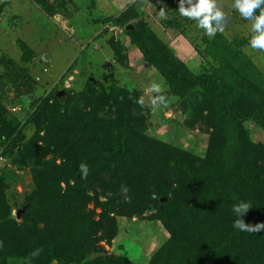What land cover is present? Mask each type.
I'll return each instance as SVG.
<instances>
[{
  "label": "rangeland",
  "instance_id": "1",
  "mask_svg": "<svg viewBox=\"0 0 264 264\" xmlns=\"http://www.w3.org/2000/svg\"><path fill=\"white\" fill-rule=\"evenodd\" d=\"M216 3L225 13L224 31L209 37L196 21L180 15V0H0V228L13 221L44 250L71 243L67 255L51 256L44 264H180L186 257L178 247L168 257L175 246L173 231L182 230L176 238L183 251H196L187 241L193 216L188 208L218 199L237 204L255 197L263 215L242 218L250 225L264 223V186L248 192L251 180L259 178L249 179L250 173L264 180V121L249 118V111L236 119L231 107L237 88L242 89L237 97L244 99L250 89L258 100L264 98V50L251 47L253 21L239 13L234 0ZM137 34L153 51L185 65L192 80H170L163 65L145 54ZM218 78L228 88L222 100L211 86ZM154 83L161 85L165 102L153 106L151 99L159 94L147 89ZM111 89L128 95L127 112L121 115L132 113L116 127L117 107L109 110L110 103L104 105L100 96ZM49 106L58 108L59 120L39 126ZM67 115L74 118L71 123L89 124L93 115L101 120L96 143L101 161L110 154H129L126 138L131 153L138 149L153 156L132 195L129 187L111 191L108 181L118 175L100 173V160L93 169L95 150L89 159L71 154L67 159L49 143L48 131L67 121ZM77 124L76 135L89 131V125ZM146 141L154 143L156 152L148 144L142 147ZM25 144L38 153L27 152ZM82 164L98 177L78 189L85 192L81 201L74 196L78 190L68 191L58 167L76 179L83 176L77 171ZM174 191L182 194L179 208L158 203L157 193ZM138 195L142 201L135 200ZM120 201L126 207L110 208ZM224 215L233 225L241 218L235 212ZM222 218L211 222L220 224ZM87 220L101 227L92 237ZM59 229L65 233L56 237ZM250 233H258L260 243L249 262L259 256L264 262V229ZM213 240L204 236L202 241L214 254ZM7 258V264L24 261Z\"/></svg>",
  "mask_w": 264,
  "mask_h": 264
},
{
  "label": "trees",
  "instance_id": "2",
  "mask_svg": "<svg viewBox=\"0 0 264 264\" xmlns=\"http://www.w3.org/2000/svg\"><path fill=\"white\" fill-rule=\"evenodd\" d=\"M235 2V0H234ZM256 14H260V9H257ZM120 23V22H119ZM137 41L144 46L145 54L148 56L149 59L155 60L163 65V69H165L166 76L172 80V81H178L181 79H188V81H191L194 77L192 73L188 71V68L183 65L180 62L175 61L173 58H169L168 55L161 54L158 52L153 51L149 48V45L146 44L143 40H141L140 35L137 34ZM213 84V85H212ZM211 86L215 89V91H219V97L220 100L224 97V91L227 88V85L225 84L224 80L222 78H218L216 81H213L211 83ZM242 91L241 88H237V90H233V96H235V100L238 102L232 103V112L236 115V119H238L240 116H242L244 113L249 111V118L257 119L258 121H264V98H261L258 100V97L253 95V91L249 89V92L246 94V97L243 99L241 97H237L238 93ZM103 96V99L105 100L104 105L108 106L107 104L110 103L108 106L109 110L112 111L113 108H116V112L118 114L116 119L112 120V126H115L117 123H127L128 118L131 116L132 113H128L127 115H121V113H126L125 106L128 101V95L127 93H120V90H114L111 89L108 92L103 91V93L100 95ZM247 98V100H245ZM73 99V98H72ZM71 99V100H72ZM78 101V100H75ZM73 112L76 114V110H73ZM123 113V114H124ZM77 115V114H76ZM51 119V120H50ZM67 121L62 122L61 125H59L56 128L50 129L48 131L49 137L52 139V142H49L50 144L54 143L53 145H58L59 148L56 150L57 152H61L63 155V158L69 157V154L75 155L76 157H79L80 160L89 159V155L92 151L95 150L97 152L95 154V159L92 162L93 169L95 168L96 164L101 158V155L98 154L96 143L100 139L101 132L99 131V128L102 127V122L99 118L96 116H91L88 118V121H91V123L87 122H73L71 121L74 118H71L70 116H66ZM59 120V110L57 107L49 106L46 107L40 115L39 121L37 122L40 125L52 122V124L57 123ZM78 123V124H77ZM76 128L86 127L89 125V131L82 132L80 134L77 132V135L75 134V128L73 125H76ZM81 124V125H80ZM71 127V128H70ZM47 128V126H46ZM48 129V128H47ZM76 137V139H75ZM55 140V141H54ZM54 141V142H53ZM125 147L127 150H129V154L127 155H121V153L116 154H110L108 158H104V160H100L98 165H100L102 168L100 170V173H103L104 175H111L112 178L118 175L116 178V181H108L110 189L112 192H118L120 187L122 186V190L125 187H129L130 194L134 192L135 189L140 187L142 185V182L138 181V178L140 177L139 173H143L146 169H149L153 165V156L151 154H146L143 151V154H139L138 149L135 150V147L133 149L134 152L131 153L129 148H132V142L130 139L126 138L123 140ZM149 141V140H148ZM153 142V141H151ZM212 145V148L215 146L216 142L213 138V141L210 142ZM112 144V142H111ZM149 145L151 149H153L156 152V146L154 143H148L147 141L143 144L142 147H146V145ZM25 150L27 152H32L33 154L38 153L36 149L28 146L27 144L23 145ZM49 150V149H48ZM46 153V150H44ZM45 153L43 155H45ZM123 154V153H122ZM157 156V155H156ZM92 157V156H91ZM90 157V158H91ZM166 161V160H165ZM143 162V164L141 163ZM158 163V161H157ZM257 164V163H256ZM130 165V166H129ZM136 167H138L136 169ZM142 168H145L143 171L139 172ZM60 169V175L62 176V180L67 183L70 192L75 193L79 188L83 187L84 184L88 181H95V179L98 177V173H94L91 169L88 170V174L85 177L84 175H79L76 179L73 178H67L68 175L66 172H64V166L58 167ZM136 169V170H135ZM81 170V167L79 166L77 168V171ZM138 177V178H137ZM257 180H251L254 183L250 182L248 185V192L251 194V192H257L258 189H260L261 186H264V180H261V177L258 176V173L254 175V173L249 174V179H256ZM75 178V176H74ZM70 179H73L75 182V185L72 186L70 184ZM257 188V190H256ZM84 191H77L74 196L76 199L81 200V198L85 197ZM151 193V192H150ZM154 194V192H152ZM243 194L247 195L246 192H243ZM82 195V196H81ZM149 196V195H148ZM157 196L159 197L158 203L162 201V199H166L162 205L167 206L169 205L171 208H179V202L178 198L182 197L181 193H175V191L170 195L168 192L163 193H157ZM258 196V194L256 195ZM142 195H138L135 197V200H141L142 201ZM253 198V199H252ZM245 197L242 198V200L238 201L240 202H246L251 205V208L244 214V217L247 215L249 218H256L261 217L262 210L260 211L257 206V201L255 197ZM120 200V199H119ZM161 200V201H160ZM82 201V200H81ZM155 201V200H154ZM118 202V201H117ZM124 202L120 201V205H116L115 203L110 204V208L113 209V207H118V210H120V207H126L122 206ZM232 205H236L233 203V201H228L227 203H223L222 200H215L213 204L204 205L196 204L194 207L188 208V211L192 213V217H190V221L188 223L189 226H187V229L190 230L192 238L187 239V241L190 243L192 241L194 245L196 246V251H183L185 248L181 244V240L179 238H176V234H179L180 228L176 232L173 231L174 234V240H175V246H172L169 249V258L172 255V250L178 247V251L185 254L186 260H182L180 264H264L262 262L260 256L257 257L252 262H249V259L252 258V254L257 251V247L260 243V240L258 239V233H250L249 231H242L237 230L233 226V220H225V213L231 214L234 212L231 209ZM174 211V210H173ZM260 211V212H259ZM223 217L221 219L220 224H212V219ZM233 217V215H232ZM246 217V218H247ZM11 221V220H10ZM203 222V223H201ZM16 223L11 221L9 224L2 225L3 227L0 228V264H7L6 262H9L8 256H11L12 259L14 258H22L24 261L22 264H44V262L51 259V256H64L65 254V248H68L71 246V243H68L67 245H47L45 250L42 248L43 244H36L34 240H30L29 238H25V233L19 232V228L17 229L15 227ZM86 225L88 226L87 229L88 235L92 237L96 234V231L101 229L99 225L95 226L94 222H91L89 220L86 221ZM56 229V228H55ZM54 229V230H55ZM107 230V229H106ZM65 233L64 229H59V231H55V236L60 237ZM87 235V234H86ZM3 236H8L11 240L8 244V241H3ZM206 236L208 239H214L213 242H215V250L214 254L212 251H209L208 248H206L207 244L204 243L203 237ZM85 237V235L82 237V239ZM29 241V243H28ZM26 244L33 245V249H28L26 251ZM206 248V249H205ZM205 249V250H204ZM254 250V251H253ZM199 252H203V254H199ZM40 253V255H39ZM51 253V255H49ZM166 256V249L161 252V258H165ZM44 257H47V260L42 261ZM161 259V260H162Z\"/></svg>",
  "mask_w": 264,
  "mask_h": 264
},
{
  "label": "clouds",
  "instance_id": "3",
  "mask_svg": "<svg viewBox=\"0 0 264 264\" xmlns=\"http://www.w3.org/2000/svg\"><path fill=\"white\" fill-rule=\"evenodd\" d=\"M235 8L245 19L253 21L252 31L255 35L250 40L251 47L256 50H264V0H235ZM257 9H260L259 15L256 14ZM179 13L182 17L196 21L197 27L204 29L209 37L224 31L222 21L225 13L217 6L216 0H180ZM160 15L166 18L164 10H161ZM147 91L159 94L152 97L151 104L153 106L165 102V96L162 94L163 90L159 83L152 84ZM140 103H144L143 99L140 100ZM81 171L86 177L88 174L86 164L81 165ZM250 208L251 205L246 202H240L233 206V211L238 217H241L234 221L233 226L242 231L258 232L264 229V223L250 225L245 223L242 218Z\"/></svg>",
  "mask_w": 264,
  "mask_h": 264
},
{
  "label": "water",
  "instance_id": "4",
  "mask_svg": "<svg viewBox=\"0 0 264 264\" xmlns=\"http://www.w3.org/2000/svg\"><path fill=\"white\" fill-rule=\"evenodd\" d=\"M166 199L164 198V199H162V202H164Z\"/></svg>",
  "mask_w": 264,
  "mask_h": 264
}]
</instances>
